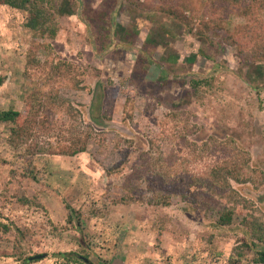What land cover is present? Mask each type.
Returning <instances> with one entry per match:
<instances>
[{"label": "rangeland", "instance_id": "374dc122", "mask_svg": "<svg viewBox=\"0 0 264 264\" xmlns=\"http://www.w3.org/2000/svg\"><path fill=\"white\" fill-rule=\"evenodd\" d=\"M55 1L59 32L51 55L78 65L85 88L62 85L61 97L76 110L73 116L58 110L54 119L58 126L68 125L90 136L86 152L68 156L58 152L62 139L58 128L42 131L31 161L21 154L28 143L19 145L20 154L13 160L11 135L0 123V212L2 221L14 229L0 231V264H64L60 253L85 247L83 231L69 222L67 203L85 212V229L105 242L100 250L106 261L101 264H228L244 227L241 216L231 225L216 226L218 207L232 205L235 199L249 200L255 214L264 219V63L242 61L237 47L224 37L226 29L244 19L237 15L223 19L225 29L219 33L203 27L212 21L210 0H192L184 7L190 23L162 10L164 0ZM105 17L139 28L138 47L147 33H155L158 45L147 51L150 58L144 64L137 51H123L117 44L98 55L102 44H110ZM34 41L24 14L0 5V75L6 77L0 84V108L22 109L27 93L35 88L37 82L22 75ZM45 55V50L37 52L40 60ZM193 79L199 83L193 85ZM103 84L118 92L109 119L103 114L105 96L99 90ZM172 110L179 113L178 123L167 118ZM184 124L187 131L181 128ZM164 130L175 137H167ZM211 137L218 138L221 148L200 160L188 141L199 147ZM142 153L148 167V161H157L174 169L169 173L172 179L208 174L217 162L236 154V159L246 160L242 173L252 179L231 178L235 192L231 188L225 195L217 192L214 211L207 208L211 200L193 204L179 194L173 195L169 206H156L149 202L150 177L135 179L137 165L144 163ZM21 195L37 197L42 206L23 205ZM126 195H133L134 201H118ZM14 245L23 255L2 253Z\"/></svg>", "mask_w": 264, "mask_h": 264}, {"label": "trees", "instance_id": "16d2710c", "mask_svg": "<svg viewBox=\"0 0 264 264\" xmlns=\"http://www.w3.org/2000/svg\"><path fill=\"white\" fill-rule=\"evenodd\" d=\"M192 2V0H164L161 9L178 20L190 23L192 20L185 14L184 7L187 4L192 5ZM0 5H8L24 14V24L33 31L34 38L36 39V41L32 42V46L26 53L27 62L22 72L24 78L33 79L37 82L35 88L27 93L22 109L14 106L0 108V123L7 125V129L11 135L10 143L15 153L12 155L14 157L13 160L17 159L20 154L17 152L19 145L28 143L25 151L21 154L26 161H31V155L37 148L39 133L42 131L49 132L56 128H58V133L62 138L58 143V152L60 154L75 156L79 153L86 152L90 133H83L76 129L72 130L68 125L63 126L60 124L58 126L57 121L54 119V114L58 110L71 114V116L74 115V110H76L72 104L61 97V86L69 84L74 88H85L82 85L83 73L78 65L61 57L55 59V55H51L54 50L52 41L57 38L59 32L57 16L58 4L55 0H0ZM209 5L212 21L210 23L205 22L204 29H213L220 33L225 29L222 25L223 19L229 20L233 15L242 17L244 21L236 24L232 30L226 29L227 31L224 32V37L237 47L239 58L242 61L249 62L250 64L254 62L264 63V19L262 17L264 0H210ZM66 12L70 13V11ZM105 29L106 38L108 39L110 37L112 41L107 47L105 44H102L100 49L96 46L99 49V56L104 55L107 50H111L117 44L118 48L122 50L131 49L137 51L138 59L143 64L150 58L147 54L150 47H153L150 44L152 43L150 40L146 39V42L141 47L135 44L139 28L132 27V30L129 29V34H127V31H123L119 24L113 28V34L108 33V31L111 32L108 26ZM204 29L198 28V32L204 34ZM114 34L124 36L121 40L112 37ZM41 50L47 52L44 60H40L37 57V52ZM5 78L3 74L0 75V84H3ZM193 81L198 82L195 79ZM102 90L105 96L103 100L105 106L103 114L109 119L114 112L118 92L117 90L113 91L112 88L107 86H104ZM167 118L178 123L179 113L172 110L167 113ZM181 128L187 131L185 124ZM182 129H180L181 133L183 132ZM164 132L167 137L173 135L175 137L174 132L167 130H164ZM184 135L186 134L184 133ZM184 135L183 138L185 139ZM188 144L192 147L191 151L200 160L206 158L207 154H212L221 148L217 137H211V141H205L202 146H199L200 148L192 141H188ZM31 149L34 151H31ZM235 156L236 154L234 156L231 155V158L226 159L222 163L217 162V164L211 167L208 174L198 176L188 174L185 177L172 179L169 173L173 174L172 171L174 169L169 166L160 165L157 161H148V163H151V166L148 167V164L145 162V153H142L141 158L144 160V163L139 162L140 164L137 165L135 179H140V176L144 178L146 176L150 177L147 182V188L152 192L151 197H149L150 204L169 206L172 202L173 195L179 194L184 201L193 204H199L202 198L211 200L207 208L209 211H214L217 207L212 201H216L217 192L219 194L235 192L231 188V178L240 182L252 179L251 175L242 173L244 170L243 163H246V160L241 161L240 158L236 159ZM171 161L175 162L172 159ZM47 171L45 170V174L49 173ZM261 174L264 178V172ZM229 188H231L230 192L228 191ZM18 200L23 205L35 204L42 206L37 197L29 198L21 195L18 197ZM118 201L129 204L134 201V196L126 195ZM235 202L232 205L218 207V218L215 221L216 226H227L234 222L236 216H241L240 222L244 227V234L239 237L233 247L234 256L229 258L228 264H246L244 263L245 261L253 264H264V219L255 214L252 201L248 200L241 203V199H235ZM66 206L69 210V222L74 225L76 222V226L83 231L86 245L82 247V251L60 253V256L66 260L64 264H72L73 262L87 264L93 262L94 264H101L106 261L102 257L100 250L104 248L102 244H105V242H102L103 240L100 241V239L96 240L93 235L94 231H88L84 227L85 212L77 210L68 203ZM1 218H3V214L0 212V231L7 233L14 230L12 224L2 221ZM18 230L26 234L19 227ZM115 231H118V229ZM162 231L163 229L160 226L158 240L161 239ZM101 234L102 232L99 237H101ZM81 252H85L86 254H81ZM2 253L20 257L24 252L18 246L14 245L11 251L3 250ZM92 254L98 258L99 263L92 261L90 256ZM30 257H25L24 261L29 262Z\"/></svg>", "mask_w": 264, "mask_h": 264}, {"label": "flooded vegetation", "instance_id": "af4514ba", "mask_svg": "<svg viewBox=\"0 0 264 264\" xmlns=\"http://www.w3.org/2000/svg\"><path fill=\"white\" fill-rule=\"evenodd\" d=\"M104 28L106 27V26H108V29L110 30L111 29V32H109L108 31V33H111V34H113L114 32H113V28L115 27V25H117V24H119L117 21H115V20H113V19H109V20H107L106 19V17L104 18ZM117 23V24H116ZM106 24H109V25H106ZM119 26H120V28L123 30V31H127V34H129V29L130 30H132V27L131 26H129V25H125V26H121V24H119ZM120 33V32H119ZM118 33V34H119ZM140 33V30H138V34ZM105 34H106V29H105ZM110 34V35H111ZM124 35H125V33H124ZM124 35H122V36H120V35H115L114 34V36H112V37H115V38H117V39H121L122 40V38H123V36ZM155 35V33H147V35H146V37L143 39V43H142V45L141 46H143L144 45V43L146 42V39H148V40H150L152 43H150L153 47H155V46H157L158 45V40L156 39V37L157 36H154ZM106 36V35H105ZM138 36V35H137ZM107 39V38H106ZM111 41H112V39L109 37L108 38V42H110L111 43ZM128 49H125V50H123V51H127ZM191 60H193V59H191ZM178 77V76H177ZM195 80H198V79H195ZM98 83H99V81H98ZM199 83V80H198V82H194L193 81V85H196V84H198ZM100 84V83H99ZM104 86H107V85H104ZM103 86V87H104ZM103 87H101V89L99 88V90H102V88Z\"/></svg>", "mask_w": 264, "mask_h": 264}, {"label": "water", "instance_id": "95a60500", "mask_svg": "<svg viewBox=\"0 0 264 264\" xmlns=\"http://www.w3.org/2000/svg\"><path fill=\"white\" fill-rule=\"evenodd\" d=\"M43 255L42 254H40V255H35V256H31L30 258H29V261L30 260H34V259H38V258H40V257H42ZM89 264H94L93 262H89Z\"/></svg>", "mask_w": 264, "mask_h": 264}]
</instances>
